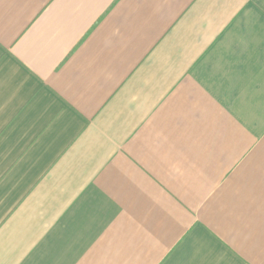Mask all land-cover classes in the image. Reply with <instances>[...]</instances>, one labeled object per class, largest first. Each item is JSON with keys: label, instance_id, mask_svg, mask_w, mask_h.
Segmentation results:
<instances>
[{"label": "crops", "instance_id": "1", "mask_svg": "<svg viewBox=\"0 0 264 264\" xmlns=\"http://www.w3.org/2000/svg\"><path fill=\"white\" fill-rule=\"evenodd\" d=\"M0 264H264V0H0Z\"/></svg>", "mask_w": 264, "mask_h": 264}]
</instances>
